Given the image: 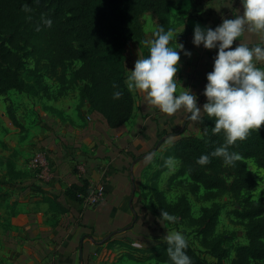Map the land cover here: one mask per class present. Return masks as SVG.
Here are the masks:
<instances>
[{"label": "crops", "instance_id": "0c3cea01", "mask_svg": "<svg viewBox=\"0 0 264 264\" xmlns=\"http://www.w3.org/2000/svg\"><path fill=\"white\" fill-rule=\"evenodd\" d=\"M242 12L241 0H183L177 9L170 10L172 28L179 33L170 46L183 45V50L178 49L181 55L176 74L178 91L183 90L182 85L201 97L217 55V49L193 44L195 25L215 28L223 19ZM239 42L250 46L264 43V35L246 32L232 47ZM185 50L191 55H185ZM139 58L138 46L129 41L127 76ZM257 67H264V61H258ZM131 91L133 115L117 130L105 128L101 118L89 112L88 105L78 112L77 90H67L49 99L16 91L4 96H10L9 103L20 126L15 127L9 117L1 113L0 139L3 146L11 148L9 155L13 154L10 156L13 165L24 176L9 180L0 158L4 174L0 178L3 181L0 186V264H48L50 261L141 264L124 257V246L148 247L159 243L154 224L147 222L149 216L136 182L151 162L157 168L156 160L175 139L168 135L182 127L188 113L181 109L173 115L164 114L148 102L146 93ZM70 92L75 93L69 95ZM14 94L23 96L24 107L13 102ZM206 101L205 96L198 107L203 110ZM185 133L198 136L199 122L190 120ZM158 140L162 143L152 153L151 160L145 157L134 161L136 156L151 150ZM38 149L48 152L55 172V178L47 183L38 180L28 165ZM15 152L17 161H14ZM78 162L85 164L91 187L103 182V198L94 207L65 196L67 188L78 181L74 174V165ZM128 226L131 227L123 230ZM111 233L114 234L109 240L100 242Z\"/></svg>", "mask_w": 264, "mask_h": 264}, {"label": "trees", "instance_id": "16d2710c", "mask_svg": "<svg viewBox=\"0 0 264 264\" xmlns=\"http://www.w3.org/2000/svg\"><path fill=\"white\" fill-rule=\"evenodd\" d=\"M183 0H0V36L6 44H0V96L10 91L30 97L51 98L52 91L46 80L57 84L56 95L67 90H77V111L88 105L89 112L104 122L108 130L123 127L132 117L134 95L126 86V48L133 41L140 50L141 58L146 57L153 32L160 26L172 28L170 10L177 9ZM30 8L31 11H25ZM62 11L71 16L64 18ZM51 18L52 26H45L41 17ZM151 22L150 30L144 28L145 19ZM39 26V31L37 27ZM173 41L170 42V44ZM24 50L19 53L17 50ZM32 64L28 66L26 60ZM79 65L68 76L67 63ZM122 93L114 100L113 93ZM205 97L198 98L197 105ZM207 102V101H206ZM205 102V103H206ZM12 124L19 127L13 111L7 108ZM199 135L186 134L190 121L186 118L182 127L168 136L175 137L163 156L156 160L155 177L164 173L170 161L176 160V176L188 180V191L196 195L203 191L202 199L214 200L224 194L240 202V209L233 210V216L244 224L246 243L235 249L232 257L214 236L218 208L215 205L202 208L199 217L190 212L188 200L180 197L169 203L163 193L153 183L152 203L156 205V215L160 219L161 210L175 215L179 222L194 228L200 246L208 255L216 259V264H264V196L250 199L256 186L257 176L246 166L252 159L256 166L264 170V124L258 131H252L244 141L230 146V150L240 153L241 159L232 166H226L221 157L210 154L225 143L223 132L213 133V118L201 113ZM162 142L158 140L151 150L140 154L134 161L152 154ZM202 154L210 155V163L200 165L197 159ZM5 164V177L17 180L24 176L17 171L10 158H2ZM89 183L80 179L70 185L65 196L78 203H84ZM95 204L94 206H96ZM93 206V207H94ZM136 217V215H135ZM163 221V220H161ZM164 222V221H163ZM131 226L124 228L129 229ZM114 233L105 236V242ZM167 243L162 240L148 247L125 245L126 259L144 263L170 264ZM187 254L192 264H210L189 245Z\"/></svg>", "mask_w": 264, "mask_h": 264}, {"label": "clouds", "instance_id": "9594fccd", "mask_svg": "<svg viewBox=\"0 0 264 264\" xmlns=\"http://www.w3.org/2000/svg\"><path fill=\"white\" fill-rule=\"evenodd\" d=\"M243 12L225 18L215 28L196 24L193 44L203 45L206 49H217L213 70L207 74L204 95L207 102L203 110L198 107V97L190 88L180 86L178 91L176 74L180 67V51L170 46L178 36L177 30L160 26L153 32V39L145 41L148 55L135 62L134 70L126 77L128 90L146 93L148 102L167 115L185 110L188 118L194 122H203L201 113L213 118V133L223 132L225 143L217 147L210 155L221 157L226 166H232L241 159L240 153L230 150L238 141L246 140L252 131H258L264 124V67H257L258 61H264V43L250 46L239 42L246 32L264 35V0H241ZM25 11H31L25 8ZM42 23L51 27V18L41 17ZM39 26L37 31H39ZM184 30V29H183ZM181 33V32H180ZM179 49V50H178ZM184 54L191 55L185 50ZM122 93H113V99H120ZM210 155L202 154L197 163H210ZM153 154L146 156L151 160ZM177 217L161 210L160 220L175 223ZM170 264H192L187 254L188 240L181 231H169L164 235Z\"/></svg>", "mask_w": 264, "mask_h": 264}, {"label": "rangeland", "instance_id": "374dc122", "mask_svg": "<svg viewBox=\"0 0 264 264\" xmlns=\"http://www.w3.org/2000/svg\"><path fill=\"white\" fill-rule=\"evenodd\" d=\"M64 18L67 20L71 19V16L65 11H62ZM144 28L146 31L150 30L151 22L149 18L145 19ZM0 44H6V38L0 36ZM19 53L25 52L24 50H17ZM26 64L30 66L32 64L31 60L28 58ZM78 62H69L67 63L66 74L67 76L78 67ZM48 85L51 87L52 96L57 92V84L51 80H46ZM75 92H70L69 95H73ZM9 97L0 96V114L8 116L7 108L11 105ZM23 96L13 95V102H16L19 106L24 107L25 102L23 101ZM12 109V108H11ZM13 111V110H12ZM5 130L4 126H1ZM3 141L0 139V158H10L9 153L12 151L11 148L3 146ZM6 155H9L8 157ZM5 156V157H4ZM14 161H17V153H14ZM12 160V159H11ZM27 161V158L24 159ZM247 168L254 172L257 176V183L255 189L247 194V196L252 200H257L264 196V170L256 166L252 159L245 161ZM178 163H169L168 169L163 173L157 176H154L155 168L151 162L145 169L142 171L141 178L136 182V189L138 188L141 191V198L143 200V206H145L148 213L147 222L153 223L155 228V235L158 242L164 240V235L169 231H181L188 240L189 245L199 254L200 257L204 258L210 264H216V259L211 257L206 253V251L199 244V237L195 234L194 228L189 227L184 222L176 221L175 223H170L167 221H161L156 215V205L152 203V190L151 187L153 183L156 184L158 189L163 193L164 198L169 203L176 202L180 197H184L188 200L190 205V212L194 218H197L201 214L202 208L211 207L212 205L217 206L218 216L217 223L214 230V236L222 243V246L228 251V258L232 257L234 251L239 246L246 243L245 231L246 228L243 223L238 221L233 216V210L240 209V202L234 200L230 197L229 194H224L214 200L206 201L202 199L203 191L200 190L196 195L191 194L187 189L188 180L180 175H175L177 172ZM3 174V167L0 166V178ZM3 184L2 179H0V186ZM138 186V187H137ZM154 216V217H153ZM227 260L223 261V264H226ZM141 264H154L152 261L144 262Z\"/></svg>", "mask_w": 264, "mask_h": 264}, {"label": "built area", "instance_id": "2783aa9c", "mask_svg": "<svg viewBox=\"0 0 264 264\" xmlns=\"http://www.w3.org/2000/svg\"><path fill=\"white\" fill-rule=\"evenodd\" d=\"M49 159L50 157L46 150L38 149L33 153L28 164L33 170L35 177L45 183L55 178V172L50 165ZM74 174L78 180L85 179L89 183L87 168L82 162H78L74 165ZM88 194L89 196L86 198L83 204L89 207H93L95 204H98L104 195L102 180L92 187L89 183ZM48 264L57 263L55 261H50Z\"/></svg>", "mask_w": 264, "mask_h": 264}]
</instances>
